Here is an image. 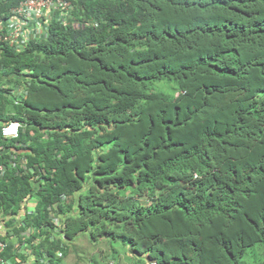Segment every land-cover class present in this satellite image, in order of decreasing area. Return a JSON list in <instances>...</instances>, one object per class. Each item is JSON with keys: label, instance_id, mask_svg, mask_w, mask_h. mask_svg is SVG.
<instances>
[{"label": "trees", "instance_id": "trees-1", "mask_svg": "<svg viewBox=\"0 0 264 264\" xmlns=\"http://www.w3.org/2000/svg\"><path fill=\"white\" fill-rule=\"evenodd\" d=\"M71 1L0 43L2 257L264 264V0Z\"/></svg>", "mask_w": 264, "mask_h": 264}, {"label": "built area", "instance_id": "built-area-1", "mask_svg": "<svg viewBox=\"0 0 264 264\" xmlns=\"http://www.w3.org/2000/svg\"><path fill=\"white\" fill-rule=\"evenodd\" d=\"M73 7L71 0H21L10 8L4 19L0 14V43L7 44L17 51L24 50L30 41L48 34L49 23L75 22L72 19ZM72 24L77 27V24ZM19 126L18 123L12 122L2 129L3 134L16 137ZM4 247L0 242V264H8L2 257Z\"/></svg>", "mask_w": 264, "mask_h": 264}, {"label": "clouds", "instance_id": "clouds-1", "mask_svg": "<svg viewBox=\"0 0 264 264\" xmlns=\"http://www.w3.org/2000/svg\"><path fill=\"white\" fill-rule=\"evenodd\" d=\"M72 23H75V24H77L76 22H72ZM78 26H79V24H78ZM3 87V86H2ZM5 87V86H4ZM12 92V94H13V92H14V94L16 93V94H19V96L20 95H23L24 93H23V91H22V93H19V88L18 89H14V90H12L11 91ZM17 99L19 98V97H16ZM12 122H16V123H18L19 125L21 124L19 121H16V120H10V121H8V122H4L3 124H2V126H1V135L3 136V137H5V138H7V139H16V138H18V135H19V131H18V135L16 136V137H11V136H5L4 134H3V128H5L6 126H8V125H10ZM19 130H20V126H19ZM0 174H1V172H2V166L0 165ZM144 201H148L147 199H143ZM36 202H37V199L35 198V197H31V198H28V199H26L25 200V202H24V204L21 206V212L22 213H33L34 211H35V207H36ZM20 217H22V216H20ZM15 218H17V217H15ZM16 223V222H15ZM4 226V225H3ZM3 231H5V233L3 234V235H5V234H7V235H11V240H13V238H14V236H15V233H13L12 232V229H8V231H7V227L6 226H4L3 227V229H2ZM1 235H2V232H1ZM104 242V241H103ZM115 243V242H114ZM4 245H5V247H4V249L6 248V244L5 243H3ZM13 244H14V249L13 250H21V246L20 247H18L17 248V246L18 245H16L15 244V241L13 242ZM106 250L108 249V248H105ZM123 250H124V253H125V251L127 250V249H124L123 248ZM104 251V250H103ZM20 252H24V254L26 255L27 253H26V251H24V250H21ZM3 254V253H2ZM31 257V256H30ZM95 259V258H94ZM94 259L93 258H90V257H88L87 258V262L89 263V262H93L94 261ZM144 260H145V262L146 263H150L151 262V264H154L152 261H151V259H149L146 255H144ZM7 261V260H6ZM32 261L33 260H31L30 261V263H32ZM8 262V264H11V262L10 261H7ZM85 262V260L83 261V258L82 259H78L77 260V262H75V263H77V264H83ZM263 262H264V260H263ZM26 263H29L28 261H26V262H22L21 264H26Z\"/></svg>", "mask_w": 264, "mask_h": 264}, {"label": "rangeland", "instance_id": "rangeland-1", "mask_svg": "<svg viewBox=\"0 0 264 264\" xmlns=\"http://www.w3.org/2000/svg\"><path fill=\"white\" fill-rule=\"evenodd\" d=\"M160 88H162L164 91H166V92H168V91H170V87L169 86H165V85H163V84H161V83H156L154 86H153V89L154 90H159ZM100 241V240H99ZM93 243V242H92ZM110 246L111 247H113V248H115L116 250H118L119 251V255H121V254H123V252H124V250L123 249H121V246H120V244L119 243H111L110 244ZM102 248V250L105 248V247H101ZM106 252V251H105ZM99 255L100 254H97V255H95L94 257H96L98 260H99ZM86 256H88V255H85V256H82V255H80V254H75L72 258H71V254H69V255H67L63 260H62V262H61V264H74L73 262L74 261H77L78 259H80V258H83V257H86ZM78 257H80V258H78ZM88 258V257H87ZM87 258L85 259V262L83 263V264H91L92 262H87L86 260H87ZM92 264H95V263H92Z\"/></svg>", "mask_w": 264, "mask_h": 264}, {"label": "crops", "instance_id": "crops-1", "mask_svg": "<svg viewBox=\"0 0 264 264\" xmlns=\"http://www.w3.org/2000/svg\"><path fill=\"white\" fill-rule=\"evenodd\" d=\"M19 93H22V90H21V89H19ZM14 95H15L16 97H19V94H16V93H15ZM3 225H4V224H3ZM2 229H3V227H2ZM2 229H1L0 233L2 232V235H3V234L5 233V231H3ZM16 245H17V244H16ZM18 247H20V246H17V248H18ZM31 260H32V257H29V260H27V261L30 263ZM20 261H21V260H20ZM16 262H19V260H17ZM20 263H22V261H21Z\"/></svg>", "mask_w": 264, "mask_h": 264}]
</instances>
